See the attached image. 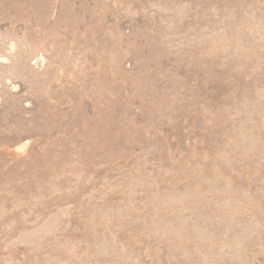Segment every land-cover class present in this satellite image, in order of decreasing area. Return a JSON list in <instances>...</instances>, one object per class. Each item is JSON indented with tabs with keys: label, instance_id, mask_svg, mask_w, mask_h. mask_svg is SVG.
<instances>
[{
	"label": "rangeland",
	"instance_id": "obj_1",
	"mask_svg": "<svg viewBox=\"0 0 264 264\" xmlns=\"http://www.w3.org/2000/svg\"><path fill=\"white\" fill-rule=\"evenodd\" d=\"M0 264H264V0H0Z\"/></svg>",
	"mask_w": 264,
	"mask_h": 264
}]
</instances>
